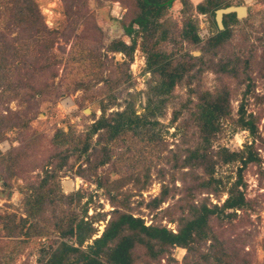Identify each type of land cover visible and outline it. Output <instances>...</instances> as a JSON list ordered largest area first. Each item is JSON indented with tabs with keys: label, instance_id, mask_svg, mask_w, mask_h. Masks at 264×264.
<instances>
[{
	"label": "rangeland",
	"instance_id": "374dc122",
	"mask_svg": "<svg viewBox=\"0 0 264 264\" xmlns=\"http://www.w3.org/2000/svg\"><path fill=\"white\" fill-rule=\"evenodd\" d=\"M4 2L0 0V33H5L10 42L24 41L28 49L21 52L25 56L19 55L21 60L26 58L27 64L15 72L20 95L13 89L0 92V115L17 111L23 119L22 123L20 120L19 124L2 128L0 135V156L10 153L17 156L16 161L0 162V264H43L48 257L43 249L61 240L74 239L61 238L50 212H46L47 222L40 221L42 232L28 236L10 234L5 228V217L15 214L14 221L18 223L20 217L27 215L24 203L32 191L30 185L44 177L45 164L58 150L54 142L57 130L84 135L88 126L101 115L103 105L107 106V113H111L132 103L142 114L149 97L159 98L152 88L158 80L147 65L140 36L136 37L134 59L129 66L124 63L127 55L109 50L113 41L132 42L124 25L139 9L136 0H33L35 13H38L34 24L40 27L43 21L48 28L46 36L52 43L48 51L56 56L49 67L42 66V59L36 61L44 44L35 41L33 29L14 24L5 27L11 14ZM222 3L245 4L248 12L230 23L232 32L228 40L216 54H206V58H213L215 62L230 59L237 67V74L219 73L209 67L202 73L196 72L197 67L187 72L173 88L161 112L150 117L158 121L157 124L143 127L140 133L130 130L109 142L111 160L97 169L103 186L98 184L96 174L87 169L86 156L79 152L70 156L68 164L56 171V179L49 184L54 187L58 183L61 193L74 194L71 204L59 202L50 210L60 215L74 212L79 218L84 216L91 220L95 229L92 239L102 233L115 208L111 194L124 199L122 201L128 204L124 208L142 217L146 224H162L177 232L181 213L177 201L185 192L183 177L194 183L190 175L185 174L193 169L176 164L177 157H184L187 146L196 140L195 126L182 127L190 118L189 108L198 101L199 91L215 92L223 86L230 90L234 118L243 101L247 115L256 118L258 131L253 134L248 129L234 130L232 120L223 121L212 148L216 151L227 147L246 153L247 147L252 146L258 153L260 162H249L242 172V189L252 206L237 209L233 217L213 215L209 228L216 239H203L195 252L174 246L159 259H150L144 249L138 247L136 264H185L186 257L191 264L197 261L264 264V0H222ZM164 11L161 21L162 27L168 30V38L159 44V49L174 65L187 52L201 55V43L218 31L213 13H199L195 8L185 10L180 0L170 3ZM189 16L196 21L199 43L186 41L180 35ZM202 30H207L204 37L200 36ZM124 73L130 77L126 78ZM192 74L194 76L190 77ZM110 77H119L121 81L112 83L108 81ZM18 79L28 84L23 85ZM248 85L252 91L247 93ZM177 110L181 112L173 120ZM96 141L97 135H94L93 142ZM67 146L68 142L63 147ZM53 161L58 162V159ZM238 165L239 162L218 164L215 175L229 186L237 179ZM83 167L86 170L80 175ZM193 171L204 174L202 168ZM165 185L170 193L159 207L153 208L151 200L161 194ZM227 197L226 190L212 193L197 188L193 201L199 204L207 200L212 206L222 204ZM92 239L86 241L84 247Z\"/></svg>",
	"mask_w": 264,
	"mask_h": 264
},
{
	"label": "trees",
	"instance_id": "16d2710c",
	"mask_svg": "<svg viewBox=\"0 0 264 264\" xmlns=\"http://www.w3.org/2000/svg\"><path fill=\"white\" fill-rule=\"evenodd\" d=\"M4 1L11 14L5 27L14 24L33 29L35 31L33 35L35 41L44 44V49L36 58V61L42 59L44 61L42 66L49 67L56 61V56L48 51V48L52 46L51 40L48 41L46 36V33L49 32L48 28H46L43 21L40 27L34 24L38 13H35L33 0ZM173 1L175 0H136L139 9L131 16L128 24L124 25L126 33L132 38V42L128 44L124 40H117L109 45V50L127 55L124 63L129 66L134 59V51L137 45L136 37L140 36L142 38L141 47L147 54V65L157 75L158 80L152 85L153 94L159 98L154 100L153 97H149L144 108L145 112L142 114L136 111L132 103L127 104L122 110L111 113H107V106L103 105L101 115L88 126L84 135H77L72 130L68 132L63 129L57 130L54 135V142L58 150L51 156L49 163L45 164L44 177L36 184L30 185L32 191L28 193L24 203L27 215L20 217L18 223L14 221L15 214L5 217L7 218L5 228L9 230L10 234L16 233L28 236L42 232L39 225L40 221L47 222L49 219L46 217V212H50L55 217L56 228L59 229L58 232L61 238L70 236L74 239V241L61 240L57 245H51L47 249H43V252L48 254L43 264H136L138 247H142L144 253L150 259H159L174 246L184 247L189 253L195 252L198 244H201L203 239L208 237L216 239V234L209 228V221L213 215L221 218L233 217L236 215L237 209L252 206V202L246 198L242 189V172L249 162H260L261 159L258 153L252 149V146L247 147L246 153L244 151H232L227 147H222L216 151L212 148L213 139L222 130L223 121L232 120L234 130L237 128L248 129L253 134L258 131L256 118L252 114L247 115L243 101L237 111V117H233L230 90L223 86L215 92L199 91L198 101L189 108L190 118L182 124V127L195 126L196 140L193 144L187 146L184 157H177L176 164L178 167H185L186 165L193 170L202 168L204 174L201 175L197 171L187 170L185 174L190 175L194 180L192 184L191 181L189 182L183 177L185 192L177 201V207L181 210L177 219L180 225L177 232L162 224H146L142 217L135 216L125 209L128 204L122 201L124 199L112 194L110 198L113 200L115 208L112 210L102 233L93 239L95 229L91 220H86L84 216L79 218L74 212L60 215L55 210H50L59 202L64 201L70 204L73 202L74 194L61 193L58 183L54 187L49 185L52 180L56 179V171L68 164L72 154L79 152L81 155L86 156L87 169L96 174L98 184L103 186L104 182L101 180V175L97 173V169L111 160V144L109 142L130 130L134 133H140L143 127L147 125L151 127L157 124L158 121L152 120L150 117H155L158 112H161L169 100L173 88L187 72L189 73L197 67L196 72L202 73L205 68L209 67L214 68L219 73L231 72L237 74V67L230 59L215 62L213 58H206V54H216L230 37L232 32L229 27L230 23L238 21L235 12L225 14L223 19L224 28L220 29L216 26L218 28L217 33L201 43V55L195 56L187 52L182 56V60L175 65L167 59V54L159 49V44L168 38V30L162 27L161 17L165 12L164 10ZM180 1L184 4L185 10L195 8L199 13L211 12L214 15L215 10L219 7L232 5L229 3L223 4L222 0H204L196 6L190 0ZM196 26V21L189 16L184 26H182L180 33L182 39L199 43L200 37ZM160 28L159 33L158 29ZM43 38H46L44 43L42 42ZM25 49H28V44H25L24 41L15 40L10 42L5 33H0V92L4 93L6 90L13 89L17 90V95H20L18 91L20 86L16 87L15 72L24 68L27 64L26 58L19 59V55H26L21 53ZM124 76L129 78L130 74L124 73ZM193 76L194 74L190 77ZM118 78L110 77L108 81L113 83L119 80L118 82H120L121 79ZM20 81L23 85L28 84L18 79V82ZM249 91H252L250 85H248L246 92ZM10 112V114L7 113L8 115H0V135L2 128L19 124L20 120L21 123L23 121L19 112ZM180 112V110L174 112L173 120L178 118ZM94 135H97L95 143L93 142ZM66 142L69 143V146L63 147ZM16 157L12 153L0 156V162L5 159L6 161H16ZM56 158L58 162L53 161ZM237 162L240 163L237 167V179L227 186L222 178L216 177V165L235 164ZM49 165L51 166L50 169ZM85 168L79 170L80 175L84 174ZM197 188L208 189L212 193L226 190L228 197L220 205L213 204L210 206L207 200L196 204L193 198ZM170 191L167 185L163 186L161 194L151 200L150 206L153 208L159 207ZM108 193L110 194V192ZM84 213L86 214V210ZM90 239H92V242L87 243L84 247V243ZM185 264H191L188 262V257L185 259ZM194 264L207 263L197 261Z\"/></svg>",
	"mask_w": 264,
	"mask_h": 264
},
{
	"label": "water",
	"instance_id": "95a60500",
	"mask_svg": "<svg viewBox=\"0 0 264 264\" xmlns=\"http://www.w3.org/2000/svg\"><path fill=\"white\" fill-rule=\"evenodd\" d=\"M235 12L238 18H242L247 15L248 7L245 4H232L225 7H219L215 10V21L217 27L223 29L224 27V15L228 13ZM90 111V109H88Z\"/></svg>",
	"mask_w": 264,
	"mask_h": 264
},
{
	"label": "crops",
	"instance_id": "0c3cea01",
	"mask_svg": "<svg viewBox=\"0 0 264 264\" xmlns=\"http://www.w3.org/2000/svg\"><path fill=\"white\" fill-rule=\"evenodd\" d=\"M177 1H179V0H177ZM190 1H191V3H192L194 6H196V5H198L199 3L203 2L204 0H190Z\"/></svg>",
	"mask_w": 264,
	"mask_h": 264
},
{
	"label": "built area",
	"instance_id": "2783aa9c",
	"mask_svg": "<svg viewBox=\"0 0 264 264\" xmlns=\"http://www.w3.org/2000/svg\"><path fill=\"white\" fill-rule=\"evenodd\" d=\"M206 33H207V30H206V31H205V30H202V32L200 33V36H201V37H204V36L207 35Z\"/></svg>",
	"mask_w": 264,
	"mask_h": 264
},
{
	"label": "bare ground",
	"instance_id": "6f19581e",
	"mask_svg": "<svg viewBox=\"0 0 264 264\" xmlns=\"http://www.w3.org/2000/svg\"><path fill=\"white\" fill-rule=\"evenodd\" d=\"M67 101V103L69 104V105H71L72 104V102L70 101V100H66ZM180 252V251H179Z\"/></svg>",
	"mask_w": 264,
	"mask_h": 264
}]
</instances>
